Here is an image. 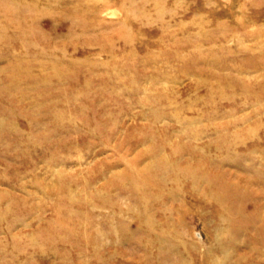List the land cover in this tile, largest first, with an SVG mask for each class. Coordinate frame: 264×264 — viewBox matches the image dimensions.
Wrapping results in <instances>:
<instances>
[{"label": "rangeland", "instance_id": "rangeland-1", "mask_svg": "<svg viewBox=\"0 0 264 264\" xmlns=\"http://www.w3.org/2000/svg\"><path fill=\"white\" fill-rule=\"evenodd\" d=\"M0 264H264V0H0Z\"/></svg>", "mask_w": 264, "mask_h": 264}, {"label": "bare ground", "instance_id": "bare-ground-1", "mask_svg": "<svg viewBox=\"0 0 264 264\" xmlns=\"http://www.w3.org/2000/svg\"><path fill=\"white\" fill-rule=\"evenodd\" d=\"M106 12L107 14H115L116 10H109ZM118 17V16H117ZM130 225H124L123 223L116 224L115 226H111L106 228V230L97 229L95 231L96 234H99L100 236H106L107 238H113V239H129L133 236H138L140 233H143L144 230L149 229H157L156 231L162 232V226H157V224H154L151 221H145L143 224L138 225L136 229L131 230L129 228ZM159 229V230H158ZM150 233H154L153 230H150Z\"/></svg>", "mask_w": 264, "mask_h": 264}]
</instances>
